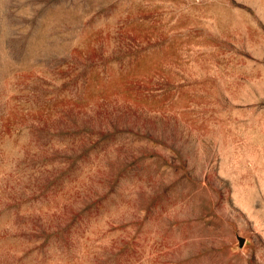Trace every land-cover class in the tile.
<instances>
[{
	"label": "rangeland",
	"instance_id": "374dc122",
	"mask_svg": "<svg viewBox=\"0 0 264 264\" xmlns=\"http://www.w3.org/2000/svg\"><path fill=\"white\" fill-rule=\"evenodd\" d=\"M0 264H264V0H0Z\"/></svg>",
	"mask_w": 264,
	"mask_h": 264
}]
</instances>
